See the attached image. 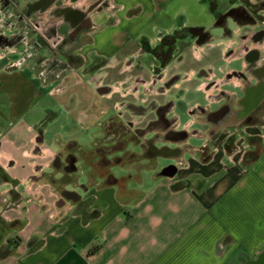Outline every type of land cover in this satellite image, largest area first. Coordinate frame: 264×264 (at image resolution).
I'll list each match as a JSON object with an SVG mask.
<instances>
[{
    "label": "crops",
    "instance_id": "0c3cea01",
    "mask_svg": "<svg viewBox=\"0 0 264 264\" xmlns=\"http://www.w3.org/2000/svg\"><path fill=\"white\" fill-rule=\"evenodd\" d=\"M237 3L245 2L18 0L14 23L0 0V264H226L258 256L264 105L232 112L248 93L234 73L252 66L245 80L264 79L256 72L264 36L248 38L241 51L242 30L199 47L174 34L210 28ZM259 10L263 19L245 28L249 34L264 30ZM212 32L220 37L221 27ZM71 83L87 91L88 124L89 110L74 117L82 89L68 97ZM61 114L63 127L49 140ZM113 115L137 129L183 131L181 141L164 138L183 149L154 160L125 150L136 155L118 162L124 173L97 170L101 158V167L115 164L106 162L116 153L87 157ZM88 126L102 135L85 139ZM169 164L173 175L158 174Z\"/></svg>",
    "mask_w": 264,
    "mask_h": 264
},
{
    "label": "rangeland",
    "instance_id": "374dc122",
    "mask_svg": "<svg viewBox=\"0 0 264 264\" xmlns=\"http://www.w3.org/2000/svg\"><path fill=\"white\" fill-rule=\"evenodd\" d=\"M244 2H245L244 4H246V5L252 4L257 11H260L259 10V9H261L260 6H262V4H261L262 0H255L252 2H250L249 0H244ZM79 88L82 89V100H81L80 106H78L74 111L75 115L74 114L73 115L75 118L76 117L78 118L80 116H84L85 112H87L89 110L88 107L86 106L88 104V101H89V98L86 96L87 91L84 88V86H81V85L79 86V83L68 84L64 90L67 92L66 95L68 96V95H70L71 92L78 91ZM52 97L55 98L54 96H52ZM45 101L51 102L52 99L48 98V99H45ZM102 103L105 105V107H107L105 101H103ZM105 111H110V109L107 107V109L105 108ZM104 118H105L104 115H102L101 120H104ZM65 119H66V116L61 114L60 117H58L56 119V121L50 126V128H51V130H53V132L51 131V134L49 136V140L55 139V132L57 130H60L63 127V121ZM92 119H93V115L89 110L87 116H85L83 118V122L88 124ZM94 119H96L95 115H94ZM116 120L123 121V119H121L118 116H117ZM123 122H125V121H123ZM125 123H126V126L130 128L131 131L128 134H126L125 136L119 138L118 140H110V138L108 139V137H106L107 132H105V128L103 126V136L101 137V139L98 142H96L95 146H93L91 151H89L87 153V157H92V155H97V156L99 155L100 156V155H103L104 152H106L105 153L106 156L111 159V157H114L115 153H116V156H123L125 154V153H123L125 150H133L137 153H140L137 156H140L142 158L150 156L154 160V158H156V156H165V155L175 156L176 155L175 153L157 152L156 149L163 146V145H166L169 148H175V147L178 148L179 147L180 150L183 149L182 143H174V141L169 142L168 140H165L164 138H175L176 139L177 137L176 136L172 137V136L166 135V133H164V131H162V128L158 129L157 131H148L147 129H138L139 131L138 130L136 131L135 129H137V128L133 127L132 124L130 125V123H128V121H126ZM169 123H171V122H169L168 120L167 121H161L160 126L161 127L166 126ZM81 132L84 133L85 139H87V138L92 139L93 136L95 137L97 135H100V136L102 135V130L100 128H98L97 126H95V127L94 126H88L86 129H82ZM171 135H173V134H171ZM184 136L185 135L183 133L182 137L177 138L176 140L181 141L184 138ZM133 142H141L143 144V148L140 145H138V146L133 145ZM88 143H90V141H88ZM121 145H124V147L122 149H119L118 147H120ZM115 146H117L116 147L117 149H115ZM128 153H129L128 157H132V156L136 155L133 152H128ZM174 159L178 160V158H174ZM102 161H103V159L101 158L98 161H96L95 163H93V165L95 166V169L103 171L105 169L108 170V168H109L112 172L115 173V175H121L122 173H124V171H126V168H128V167L125 168L124 166L119 165L118 163L111 164L112 161L111 162L107 161L106 165L107 164H111V165L104 168V167H101L98 165L99 163H102ZM143 162H145V161H143ZM158 169H161V167ZM141 171L147 172V171H149V169L143 170V168H141ZM243 263H244L243 260H241L237 257H235V258L233 257V258L229 259V261L226 264H243Z\"/></svg>",
    "mask_w": 264,
    "mask_h": 264
},
{
    "label": "flooded vegetation",
    "instance_id": "af4514ba",
    "mask_svg": "<svg viewBox=\"0 0 264 264\" xmlns=\"http://www.w3.org/2000/svg\"><path fill=\"white\" fill-rule=\"evenodd\" d=\"M263 2V6H264V0H262ZM7 5L10 6V8L12 7V9H8ZM3 6L6 7L7 13L8 15H12V17L14 18V23H17L20 19H21V12L20 10H18V0H3ZM17 8H16V7ZM218 14V13H217ZM215 16L214 22L211 25L210 28H205L204 32L201 31H195L194 34H191L190 30L194 31L192 28H183L180 29L179 31L175 32L174 34H186L189 36H192V38L195 39L196 45L197 47L204 45L206 43L209 42H213L216 41L218 39H223V40H230L233 39L234 34L237 31H241V33L238 34V40L240 42V47H241V51L245 49V41L248 38H253L255 40H260L263 36H264V30L259 28L256 29L254 32L252 33H248L245 31V28H249V27H256L259 25L260 20L263 19V17L260 14V11H254L253 14V20L250 23L247 24H242L239 25L238 22L235 21V18H242L246 17L245 15H248V13L246 14H241L238 16H222V15H218ZM8 20L11 19H7L4 18L3 22L6 23ZM217 27H221V33H220V37H217V35H215L212 30L213 28H217ZM15 37H17V35L14 36L13 39H15ZM253 51H251L252 53ZM255 52V50H254ZM253 67L252 66H248L246 69H244L243 71L240 70L237 73L238 76H240L241 79H243L244 81V86H245V90L247 93V96L244 97L242 99V107L240 110L238 111H233L232 115H235L236 117L241 116L242 114L246 113L251 107H253L252 105H254L252 102L253 101H258L256 103V105L254 107L257 106L260 107V109L263 108L264 105V79L258 78L257 82L253 85L249 84L246 79V72H251L250 70H252ZM256 72L259 73V76L264 74V65L259 66L256 69ZM167 84H169V81H167ZM252 93V94H250ZM249 94V95H248ZM228 105L227 103L224 104L221 108L220 111L227 109ZM225 111V110H224ZM248 119L251 120L252 116H248ZM67 167H71L72 166V162L69 160V163L67 164Z\"/></svg>",
    "mask_w": 264,
    "mask_h": 264
},
{
    "label": "trees",
    "instance_id": "16d2710c",
    "mask_svg": "<svg viewBox=\"0 0 264 264\" xmlns=\"http://www.w3.org/2000/svg\"><path fill=\"white\" fill-rule=\"evenodd\" d=\"M232 2V0H230ZM262 6H260V8H263V2H261ZM257 11L254 6L251 5H246L244 3H237V5H233L231 7H229V9L227 11L224 12H218L217 16L220 14L222 16H238L241 14H246L248 13V15H245L246 17L241 16V18H235V21L239 23V25L242 24H247L250 23L253 20V12ZM216 16V15H215ZM117 119V115H113L111 117H109L108 119H106L103 123V126L105 128V132H107L106 137H108V139L110 138V140H118L119 138L125 136L126 134H128L131 130L129 127L126 126V123L123 121H119L116 120ZM136 131L138 129H135ZM139 131V130H138ZM183 131H177L175 133H168L167 135H171V134H175L177 138L182 137L183 135ZM124 145H121L120 147H118L119 149H122ZM117 146H115V149ZM157 152H163V153H175L178 151L177 148H169L167 146H162L156 149ZM106 153V152H104ZM129 153H125L123 156H117L114 157L111 160H107L108 162L112 161V163H118V162H122L125 161L127 159H130L132 157H128Z\"/></svg>",
    "mask_w": 264,
    "mask_h": 264
},
{
    "label": "water",
    "instance_id": "95a60500",
    "mask_svg": "<svg viewBox=\"0 0 264 264\" xmlns=\"http://www.w3.org/2000/svg\"><path fill=\"white\" fill-rule=\"evenodd\" d=\"M190 30L191 34H194L195 31L204 32L205 27H192ZM176 171V166L174 164H169L163 170H161L158 174L161 175H173ZM243 264H264V249L258 254V256L254 259H248Z\"/></svg>",
    "mask_w": 264,
    "mask_h": 264
}]
</instances>
